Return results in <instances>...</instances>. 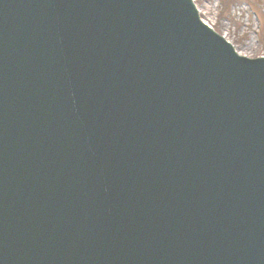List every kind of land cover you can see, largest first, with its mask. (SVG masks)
I'll list each match as a JSON object with an SVG mask.
<instances>
[{"label":"water","instance_id":"95a60500","mask_svg":"<svg viewBox=\"0 0 264 264\" xmlns=\"http://www.w3.org/2000/svg\"><path fill=\"white\" fill-rule=\"evenodd\" d=\"M188 1L0 0V264H264V60Z\"/></svg>","mask_w":264,"mask_h":264},{"label":"rangeland","instance_id":"374dc122","mask_svg":"<svg viewBox=\"0 0 264 264\" xmlns=\"http://www.w3.org/2000/svg\"><path fill=\"white\" fill-rule=\"evenodd\" d=\"M204 23L245 57L264 56V0H193ZM264 14V13H263Z\"/></svg>","mask_w":264,"mask_h":264}]
</instances>
